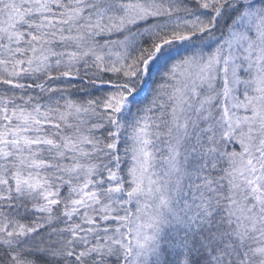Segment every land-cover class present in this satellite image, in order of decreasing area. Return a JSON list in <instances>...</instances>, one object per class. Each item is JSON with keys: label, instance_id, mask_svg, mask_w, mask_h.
<instances>
[{"label": "snow or ice", "instance_id": "1", "mask_svg": "<svg viewBox=\"0 0 264 264\" xmlns=\"http://www.w3.org/2000/svg\"><path fill=\"white\" fill-rule=\"evenodd\" d=\"M0 264H264V0H0Z\"/></svg>", "mask_w": 264, "mask_h": 264}]
</instances>
